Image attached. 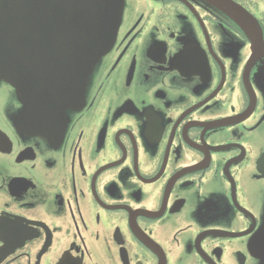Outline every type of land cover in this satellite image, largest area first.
I'll return each mask as SVG.
<instances>
[{"label": "flooded vegetation", "instance_id": "af4514ba", "mask_svg": "<svg viewBox=\"0 0 264 264\" xmlns=\"http://www.w3.org/2000/svg\"><path fill=\"white\" fill-rule=\"evenodd\" d=\"M214 2L124 0L75 106L0 79V264H264V51Z\"/></svg>", "mask_w": 264, "mask_h": 264}, {"label": "water", "instance_id": "95a60500", "mask_svg": "<svg viewBox=\"0 0 264 264\" xmlns=\"http://www.w3.org/2000/svg\"><path fill=\"white\" fill-rule=\"evenodd\" d=\"M217 1L251 38L254 53L264 51L253 17L230 1ZM122 6L123 0H0V79L29 98L50 80L57 86L50 107L75 106L88 73L115 38Z\"/></svg>", "mask_w": 264, "mask_h": 264}]
</instances>
